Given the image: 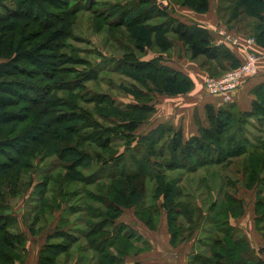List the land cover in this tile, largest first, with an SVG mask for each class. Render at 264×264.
<instances>
[{
    "label": "trees",
    "instance_id": "obj_1",
    "mask_svg": "<svg viewBox=\"0 0 264 264\" xmlns=\"http://www.w3.org/2000/svg\"><path fill=\"white\" fill-rule=\"evenodd\" d=\"M221 1L224 4L221 18L230 27L245 21V25L238 26L239 30L254 36L264 47V0ZM13 2L14 6H10L7 0H0L3 7L0 14V264L24 261L27 235L11 211L8 198L30 189L36 198L33 201H39L35 207L37 214L29 226L32 233L36 232L33 226L39 214L63 207L65 210L63 220L41 246L37 264H62L63 259L69 262L75 251L91 252L88 262L84 255L79 256L84 264H161L127 262L128 256L149 244L136 229L118 221L125 208H133L135 215L151 229L156 228L161 211L166 210L173 245L191 238L206 222L209 225L204 228L206 236L197 239L188 264H264L243 230L230 221L244 212L242 198L225 190L219 192V197L210 196L211 204L205 210L192 192H185L178 184L180 174L167 176L169 171L195 173L210 165L225 166L244 157L242 182L246 188L256 190V227L264 237V82L253 88L255 98L249 111H241L234 102L219 107L207 104V124L197 119L198 134L187 140L182 130L171 123L138 133L156 112L157 94L189 92L195 81L164 64L163 54L142 60L123 53L101 64L76 54L68 56L62 49L69 45L66 39L73 34L71 26L78 11L95 12V21L104 17L98 22L100 25L111 18L107 15L111 10L120 15L121 21L123 13L129 16L139 12L142 17L144 13V18L156 15L163 18L155 30L159 32L160 42L166 44L161 35L173 33L193 59L204 57L212 62L210 67L222 65L226 69L224 61L234 64L230 68L238 67L241 61L231 48L218 44L207 27L185 23L171 14L168 5L162 8L156 0L114 2L105 9L97 8L98 0ZM177 2L199 13L207 12L210 7V0ZM38 4L57 19L50 24L59 23L48 29V22L35 12ZM169 45L167 40L163 46L166 48L159 52H166ZM74 51L80 54V49ZM127 68L147 71L152 78L150 83L139 76L140 84L130 85L134 102H119L109 91L86 85L89 75L92 79L103 70ZM170 85L187 88L172 91ZM54 91L71 94L52 96ZM52 155L59 160L55 171L61 168L65 172L54 175V186L50 187L48 172L53 173L54 169L43 174L38 182L33 180L32 171L38 169L37 159L41 160L38 163L42 168L44 158ZM204 178L201 182L209 190ZM77 183L82 186L74 187ZM226 184L232 186L234 182L228 178ZM48 193L52 196L48 197ZM82 212L84 216L69 224L72 215Z\"/></svg>",
    "mask_w": 264,
    "mask_h": 264
},
{
    "label": "rangeland",
    "instance_id": "obj_2",
    "mask_svg": "<svg viewBox=\"0 0 264 264\" xmlns=\"http://www.w3.org/2000/svg\"><path fill=\"white\" fill-rule=\"evenodd\" d=\"M135 0H98V7L101 9H105L107 4L112 5L114 2H124V3H131ZM159 4L163 3L165 5H168V10L173 7L175 9V6H185L190 7L188 5H183L181 2L182 0H156ZM214 3V5L217 7V15L220 21L223 22L224 26L229 28L230 30H233L237 34H240L242 36H251L247 35L244 32L240 31L238 26L239 25H245L246 22L243 21L240 24L234 25L233 27H230L224 19L221 18V16L224 15V9L222 6H224L223 2L221 0H210ZM8 4L10 6H14L13 0H7ZM12 2V3H10ZM145 8V6L141 7V9ZM140 9V10H141ZM218 9H221V13H218ZM3 12V7L0 6V14ZM35 12L39 15L40 19L43 21L45 20L48 26V29H51L50 26L54 27L59 22H54L50 24L52 20L56 21L57 19L54 17H51L48 11H44L41 9V6L38 4V6L35 7ZM152 12V11H151ZM114 10L108 11L107 15L111 17L108 21H103L101 25L98 24L100 20L95 21V12L88 10V9H82L77 12L75 17L74 26L72 24V30L73 34L66 39V41L69 43V45L65 46L64 49H62V52L67 54L68 56H81L83 58H86V60H91L92 62L97 63H108L107 61L111 58H118V56H121L123 53L132 54L134 59H149L152 56H154L155 52H159V50H163L166 47H163L167 45V40L170 41V45L168 49H165L167 53L165 54V57L170 60H175L177 63L176 66H181L179 63L181 60H183L187 65H189V62H191L192 65L195 66V68H198L199 70H204V75H210V76H216L219 77L223 75L230 66H233L229 61H224L226 65V69L222 67H210V64L212 62L205 61L204 57H199L196 59H193L190 56V53L188 52L187 48L183 45L182 42L178 41L173 33H167L166 37L164 35H161V38H163L164 43L159 41V32L156 33L155 30H158V24L160 23V20L163 18H160L158 16L150 17V18H144L142 14L139 12L132 13L131 15L127 16L124 13L122 18L124 20L118 19L120 15H117L114 13ZM182 14V11L178 13V18H180V15ZM186 14V13H183ZM186 16V15H185ZM116 21V22H114ZM141 21L138 25H133L136 22ZM123 23V25H119ZM119 25V26H118ZM133 25V26H132ZM37 28H41L38 26H35ZM39 38L38 35H35ZM145 38L144 40L141 38ZM141 44V45H139ZM78 48L80 49V54L75 53L74 49ZM112 63V62H111ZM223 63V66H224ZM213 70V72H211ZM143 77L142 79L146 80L147 82L151 83V77L148 75L147 71H138V70H132L130 68H127L125 71H112L110 69L103 70L102 73L98 75H94V77L91 79V75L87 76L86 79L88 80L86 82V85L89 86V88H94L95 90H102V91H109L114 98L122 103H129L134 102L135 98L134 96L129 93L130 85L133 83L140 84L138 77ZM172 86V91H181L186 90L185 88H180L177 85H170ZM195 88V87H194ZM193 88V89H194ZM127 91V92H126ZM182 92H176L175 94H168L163 93L162 95H156V99H158L157 103L160 100L165 99L163 96H174L178 95ZM187 93V92H186ZM62 94L63 96L70 95L71 93L68 91H54L52 93V96ZM183 98V97H182ZM174 98L172 101V104H175ZM180 100V99H178ZM185 102V101H184ZM167 107L171 108V105L169 102H167ZM166 106V105H165ZM166 108V107H165ZM173 110L175 107H172ZM163 115L165 113V109L162 110ZM160 115V112H158ZM153 117V116H152ZM151 117V118H152ZM157 114L152 119H149L146 123H144L140 129L138 130V133H146L151 128L157 124ZM156 119V120H155ZM69 124V123H67ZM38 161L41 162V160L37 159V171H32L33 174V180L35 182H38V180L43 176V174H46L48 170H52L51 172H48L49 177L51 178L50 181V187L54 186V175H57V173L65 172L61 171V168L57 171L56 165L59 163L58 158L55 155L48 156L44 158V162L42 168L39 167ZM244 163V157H239L234 159L230 164H226L225 166H217V165H210L208 167H204L199 169L195 173H187L183 171H169L167 172V176L170 178L177 177L178 174L180 178V182L178 184L182 186L185 192H192L193 196L196 197L195 201H197L202 207L206 210L207 207L211 204L212 198L210 196H216L219 197V192H224L225 190H230L231 192H234L238 197L242 198L244 201V210H251L252 205L254 204L255 197H254V191H252L250 188H246L243 185L242 182V167ZM40 164V166H41ZM36 168V167H35ZM34 168V169H35ZM55 171V172H54ZM205 177V178H204ZM202 178L207 180V184L210 187L208 188L201 182ZM228 178L234 182V185L229 186L226 184V180ZM24 180V183H26V180ZM153 183V182H152ZM77 184L73 185L74 187L77 186ZM78 186H82V184H79ZM72 188V187H70ZM204 194V195H202ZM52 196L51 193H48V197ZM222 197V195H221ZM36 198L34 199L32 196L31 189L23 192L22 194H19L16 197H9L8 201L10 203L11 211L18 217L20 228L26 232L29 233V226L32 224V221L35 218V215L37 214V208L36 205H38L39 201L35 202ZM72 200V199H70ZM75 200H72V202H75ZM78 202V201H77ZM80 204H84V200L80 201ZM126 211V210H125ZM132 211V210H131ZM64 207L63 209H57L55 211H48L45 214H39L40 218H38L37 223L34 224V229L36 232H33V242L32 245L39 246L41 244V238L44 237L47 233L50 234L56 227L57 224H59L64 217ZM69 214V213H68ZM71 216V215H70ZM84 216V213H78L77 215H72L69 220V224H73L74 219L77 217ZM168 222V220H167ZM160 223H166V211L162 210L157 223L156 227L160 225ZM129 225V224H128ZM130 226V225H129ZM204 228H209V225L205 222L200 226V231L197 233V238H203L206 235L204 234ZM208 230V229H207ZM29 235V234H28ZM30 237V235H29ZM138 246H142L141 243H137ZM85 246V243L83 247ZM82 247V248H83ZM36 248V247H34ZM148 248V247H147ZM145 248V249H147ZM144 249V250H145ZM76 250V249H74ZM79 251H75L70 259L69 262H64V259L62 261V264H84L85 262H82L83 260L79 261V256H83V259L88 262L91 259V252H85L84 254L77 253ZM77 258V260H76ZM76 260V262H75Z\"/></svg>",
    "mask_w": 264,
    "mask_h": 264
},
{
    "label": "crops",
    "instance_id": "obj_3",
    "mask_svg": "<svg viewBox=\"0 0 264 264\" xmlns=\"http://www.w3.org/2000/svg\"><path fill=\"white\" fill-rule=\"evenodd\" d=\"M169 11L176 17H178V13L182 11V14L180 15V18L182 19L180 20L189 24L197 23L203 25L207 27L213 34L219 26L224 25L223 22L218 18L217 7L211 1L209 10L204 13L196 12L191 7L185 6H175V9L171 7ZM228 46L240 61L245 58L246 54L243 48L234 45ZM254 48L261 50L264 47L257 43ZM160 54H163L162 62L164 64L176 68L189 75L195 81V88L187 93H180L174 96H163L165 99L160 100L158 103V99L155 97L156 112L153 115V117H155L157 114V124H155V126L161 123H171L175 128L182 130L183 137L185 140H187L190 137L198 134L197 119L200 120L201 124H207L205 111V106L207 104H213L214 106L219 107L226 102L222 97L211 95L206 91L203 83L205 77L207 76L203 73L206 71L195 68L191 62H189V65H187L183 60H181L179 63L181 66H176L178 62L166 58V52H155L154 56L151 58ZM262 82H264V59L259 62L258 75L242 82L239 88L236 90L231 102H234L237 108L241 111L251 110L252 103L255 98V95L252 92L253 88ZM158 95L160 96L161 94ZM174 98H176L175 104H172L171 100ZM167 102L172 104L171 108L167 107ZM172 107H175L174 110ZM163 108L166 111L163 115H161L163 112L160 110ZM158 112H160V115ZM252 189L251 190L254 191V197L256 200V190L254 188ZM255 217L256 210L254 201L251 210H244L241 216L231 217L230 221L234 226L243 230L251 246L257 250V252L260 253L264 259V237L256 227ZM118 221L129 224L132 228L136 229L142 235L143 239H145L149 244L147 249L142 250L132 256H128L127 262L141 261L144 263L188 264L189 256L197 245V239H199L197 238V233L200 231V229H197L191 238L181 242L178 245H173L171 243V234L167 222V212L166 223H160V225L155 229H151L143 221H141L135 215L133 208L123 209ZM26 235L27 243L25 258L20 264H37L39 250L45 243L48 233L41 238V244L39 246H34L36 248H34L32 245L34 234L29 230V233H26Z\"/></svg>",
    "mask_w": 264,
    "mask_h": 264
},
{
    "label": "built area",
    "instance_id": "obj_4",
    "mask_svg": "<svg viewBox=\"0 0 264 264\" xmlns=\"http://www.w3.org/2000/svg\"><path fill=\"white\" fill-rule=\"evenodd\" d=\"M214 35L218 44L239 46L246 54L238 67L228 69L219 77L207 75L203 81L209 94L220 96L227 103L231 102L242 82L258 75L259 62L264 59V48H254L257 45L254 36H242L224 25L219 26Z\"/></svg>",
    "mask_w": 264,
    "mask_h": 264
},
{
    "label": "water",
    "instance_id": "obj_5",
    "mask_svg": "<svg viewBox=\"0 0 264 264\" xmlns=\"http://www.w3.org/2000/svg\"><path fill=\"white\" fill-rule=\"evenodd\" d=\"M160 5L162 6V8H164V7H165V4H163V3H160Z\"/></svg>",
    "mask_w": 264,
    "mask_h": 264
}]
</instances>
